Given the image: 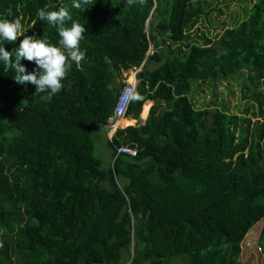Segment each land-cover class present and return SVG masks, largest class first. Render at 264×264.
Listing matches in <instances>:
<instances>
[{
    "label": "trees",
    "instance_id": "trees-1",
    "mask_svg": "<svg viewBox=\"0 0 264 264\" xmlns=\"http://www.w3.org/2000/svg\"><path fill=\"white\" fill-rule=\"evenodd\" d=\"M209 1L0 0V18L53 44L38 9L66 7L85 27V58L51 97L0 65V264H245L242 242L260 220L264 264V0L200 43L190 32ZM139 68L126 117L152 101L149 115L111 134L119 78ZM222 81L251 106L196 107L194 86ZM101 129L108 167L95 153Z\"/></svg>",
    "mask_w": 264,
    "mask_h": 264
},
{
    "label": "clouds",
    "instance_id": "clouds-1",
    "mask_svg": "<svg viewBox=\"0 0 264 264\" xmlns=\"http://www.w3.org/2000/svg\"><path fill=\"white\" fill-rule=\"evenodd\" d=\"M84 3H88V0H72L71 7L79 9ZM134 3L135 0H127L128 5ZM36 15L39 21L55 29L59 37L56 44L45 36L25 35L28 29L19 18H0V65L4 71L13 72L11 76L16 83L25 86L31 84L35 86V93L51 97L64 87V78L72 65L79 68L85 58V50L80 47L85 37V27L72 20L66 7L56 10L41 8ZM18 37H23L18 46L11 51L6 50L5 44H15ZM22 60L34 61L33 70L27 71Z\"/></svg>",
    "mask_w": 264,
    "mask_h": 264
},
{
    "label": "rangeland",
    "instance_id": "rangeland-1",
    "mask_svg": "<svg viewBox=\"0 0 264 264\" xmlns=\"http://www.w3.org/2000/svg\"><path fill=\"white\" fill-rule=\"evenodd\" d=\"M253 4V0H211L208 3L207 11L208 15H202L197 25L190 32V36L196 39L198 42H202L204 38L209 37L216 40L218 36L222 35L223 31L227 27H233L237 25L240 21L245 19V15L248 10H250ZM149 23V22H148ZM147 23V26H148ZM154 51L153 45L150 46L149 54ZM138 70H132L128 72H123L120 81L131 79L132 74L134 75ZM118 80V81H119ZM191 97L196 101V107H203L207 102L215 101L218 102L225 101L226 105L230 107V111L240 113L244 110L246 106H251V100L239 93L236 83H228L222 81L221 83L208 85L207 83L202 85H195L193 91L191 92ZM153 102L149 104V110L146 111L144 117L141 120H134V124H143L149 115L150 108ZM252 110H250L251 112ZM146 115V116H145ZM141 116V115H140ZM252 117V113L249 115ZM127 118V117H126ZM125 118V119H126ZM123 119V120H125ZM131 119V118H127ZM112 120V119H109ZM122 120V121H123ZM120 122V127L124 128ZM128 121V120H127ZM137 121V122H136ZM126 127V126H125ZM99 139V140H98ZM95 153L102 160L103 166L108 167L111 162V147L108 146L106 142V135L104 133L103 137H95ZM108 186V184H106ZM263 226V220L256 223L247 233L244 241L242 242V253L240 255V260L245 264H261L262 261V251L259 250L258 238ZM130 262V257L127 259ZM172 264H188L185 258H180L177 262Z\"/></svg>",
    "mask_w": 264,
    "mask_h": 264
},
{
    "label": "built area",
    "instance_id": "built-area-1",
    "mask_svg": "<svg viewBox=\"0 0 264 264\" xmlns=\"http://www.w3.org/2000/svg\"><path fill=\"white\" fill-rule=\"evenodd\" d=\"M136 73L134 74L135 77V81H131L129 79L127 80H123L124 82V87L120 93V95L118 96L115 108H114V112H113V116L110 118L112 120H109L110 124H111V133L113 134L118 128L120 127V122L126 118L127 115V111L129 108V105L131 103V100L134 96V93L136 91V84H137V80H136ZM118 151L135 156L137 154V151L134 149H131L128 146H122L118 149ZM259 250H261L259 248Z\"/></svg>",
    "mask_w": 264,
    "mask_h": 264
},
{
    "label": "bare ground",
    "instance_id": "bare-ground-1",
    "mask_svg": "<svg viewBox=\"0 0 264 264\" xmlns=\"http://www.w3.org/2000/svg\"><path fill=\"white\" fill-rule=\"evenodd\" d=\"M131 79V81H135V78H134V75L132 74V76L130 77ZM146 113V111L144 112V114ZM143 115V114H142ZM142 119H143V117H142ZM130 124H134V121L133 120H131V121H127L126 119L125 120H123L122 121V125L125 127V126H128V125H130Z\"/></svg>",
    "mask_w": 264,
    "mask_h": 264
},
{
    "label": "crops",
    "instance_id": "crops-1",
    "mask_svg": "<svg viewBox=\"0 0 264 264\" xmlns=\"http://www.w3.org/2000/svg\"><path fill=\"white\" fill-rule=\"evenodd\" d=\"M134 78H135V77H134ZM142 116L144 117V112H143V115H142ZM142 116H141V117H142ZM145 116H146V115H145ZM126 120L131 121L132 119H127V118H126ZM133 121H134V120H133ZM134 122H135V121H134ZM130 125H133V124H130ZM128 126H129V125H128ZM106 131H107L106 129H101V131H99V133L101 134L102 137H103L104 133H105V135H107V137H110L112 133L110 134V136H108V133H107ZM100 134H99V135H100Z\"/></svg>",
    "mask_w": 264,
    "mask_h": 264
},
{
    "label": "water",
    "instance_id": "water-1",
    "mask_svg": "<svg viewBox=\"0 0 264 264\" xmlns=\"http://www.w3.org/2000/svg\"><path fill=\"white\" fill-rule=\"evenodd\" d=\"M140 70H141V68H140ZM139 119H140V121H142V120H141V116H140V118H139ZM136 122H137V121H136ZM141 124H142V123H141Z\"/></svg>",
    "mask_w": 264,
    "mask_h": 264
}]
</instances>
